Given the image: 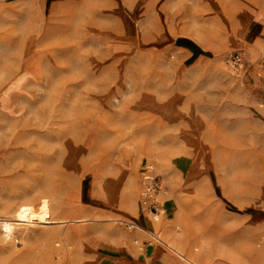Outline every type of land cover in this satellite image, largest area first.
Returning <instances> with one entry per match:
<instances>
[{
    "label": "rangeland",
    "instance_id": "rangeland-1",
    "mask_svg": "<svg viewBox=\"0 0 264 264\" xmlns=\"http://www.w3.org/2000/svg\"><path fill=\"white\" fill-rule=\"evenodd\" d=\"M263 4L0 0V220L44 198L53 219L81 220L11 238L0 223V264H190L169 245L202 264H263L264 35H246ZM33 36L42 67L18 69ZM148 168L158 219L142 202Z\"/></svg>",
    "mask_w": 264,
    "mask_h": 264
},
{
    "label": "bare ground",
    "instance_id": "bare-ground-1",
    "mask_svg": "<svg viewBox=\"0 0 264 264\" xmlns=\"http://www.w3.org/2000/svg\"><path fill=\"white\" fill-rule=\"evenodd\" d=\"M205 9L208 10V8H206V7H205ZM244 11H246V9H244L242 11L243 14H244ZM247 18H250V19L254 18V19H259V20L264 21V11H261L258 7H256V9L254 8L252 11H247ZM36 40H38V38L36 36H33L31 38V40L26 45H24L23 48L18 47V50H21V55L18 57V58H20L19 60L21 61V59L28 57V59L25 62L19 61L20 64H19L18 69H23L26 67L29 69L34 68V69H37L39 71L40 68L42 67L41 66L42 57L40 55H38V51L35 48ZM9 41H5V42H9ZM20 86H21V82L18 79L16 81H14L13 83H11V85L6 89V91L1 96V101L7 102L9 100V97H10L12 91L13 90L18 91L20 89L19 88ZM30 131H37V128H33ZM113 189H116V185H107V187H106V192H108L109 196H111V197L113 194L115 196V191H113ZM130 211H132L134 214L136 213L135 210H130ZM108 220H114V219L110 218ZM115 220H117V219H115ZM78 221H81V220L71 219V220L61 221V220L53 219L52 215L50 213V210H49V201L47 198H44L41 205H40V209L37 210L33 204L22 203L19 206V208L16 210L14 218H7L4 220H0V223H1L2 227L4 228L6 235L9 238H11L15 234L16 229L19 228L20 226L26 224V223L52 224V223L78 222ZM117 221H119L121 223H129L132 225V227L134 226V227H136L142 231L147 232L146 228H143L139 224L134 223L132 221H128L126 219H118ZM61 234L63 237L65 236L63 233H61ZM123 237L125 239H128V240L133 239L132 234L123 235ZM173 238L176 239L177 236H173ZM125 243H128V241H126ZM85 244H86L85 249L87 251L94 250L93 243H91L90 241H87V242H85ZM169 247L172 248V250L174 252L179 254V256L182 259H184L185 261H187L188 263H190V264H202V263H199L195 259L194 256H191V255L187 256V255L179 252L176 248L172 247L171 245H169Z\"/></svg>",
    "mask_w": 264,
    "mask_h": 264
},
{
    "label": "built area",
    "instance_id": "built-area-1",
    "mask_svg": "<svg viewBox=\"0 0 264 264\" xmlns=\"http://www.w3.org/2000/svg\"><path fill=\"white\" fill-rule=\"evenodd\" d=\"M227 61L234 69H239L244 66V57L241 53H232L227 57ZM163 186L160 181H157L156 177L151 174V168H148L147 174H145L144 188L142 190V202L144 208H150L154 213L156 219H158V212L160 210V202L157 200V196L162 192ZM131 225V224H130ZM132 226V225H131ZM134 227V226H133ZM157 241L161 242V239L154 235ZM152 245V242H151Z\"/></svg>",
    "mask_w": 264,
    "mask_h": 264
},
{
    "label": "crops",
    "instance_id": "crops-1",
    "mask_svg": "<svg viewBox=\"0 0 264 264\" xmlns=\"http://www.w3.org/2000/svg\"><path fill=\"white\" fill-rule=\"evenodd\" d=\"M246 35L247 38L259 39L264 35V27L260 29V27L257 26L256 28L253 26V23H251L247 29ZM252 227L254 228L256 227V230H258V232L260 233V239L264 244V213H262V216L258 218V220L252 225ZM143 228L145 227L143 226ZM263 264H264V257H263Z\"/></svg>",
    "mask_w": 264,
    "mask_h": 264
}]
</instances>
